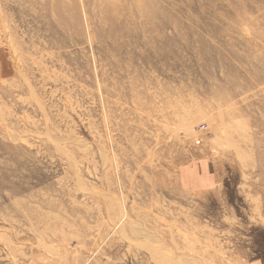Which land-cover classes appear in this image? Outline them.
Listing matches in <instances>:
<instances>
[{
  "label": "rangeland",
  "instance_id": "rangeland-1",
  "mask_svg": "<svg viewBox=\"0 0 264 264\" xmlns=\"http://www.w3.org/2000/svg\"><path fill=\"white\" fill-rule=\"evenodd\" d=\"M0 264H264V0H0Z\"/></svg>",
  "mask_w": 264,
  "mask_h": 264
},
{
  "label": "crops",
  "instance_id": "crops-1",
  "mask_svg": "<svg viewBox=\"0 0 264 264\" xmlns=\"http://www.w3.org/2000/svg\"><path fill=\"white\" fill-rule=\"evenodd\" d=\"M179 179L184 189L196 193L216 189L221 183L220 177L211 172V165L205 156H197L195 160L183 163Z\"/></svg>",
  "mask_w": 264,
  "mask_h": 264
}]
</instances>
